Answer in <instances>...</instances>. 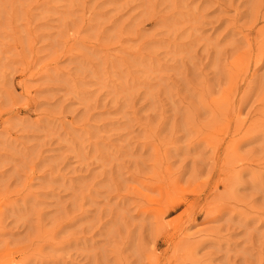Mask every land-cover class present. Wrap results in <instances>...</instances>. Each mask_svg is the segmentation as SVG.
Segmentation results:
<instances>
[{"label": "rangeland", "instance_id": "obj_1", "mask_svg": "<svg viewBox=\"0 0 264 264\" xmlns=\"http://www.w3.org/2000/svg\"><path fill=\"white\" fill-rule=\"evenodd\" d=\"M0 264H264V0H0Z\"/></svg>", "mask_w": 264, "mask_h": 264}, {"label": "bare ground", "instance_id": "obj_2", "mask_svg": "<svg viewBox=\"0 0 264 264\" xmlns=\"http://www.w3.org/2000/svg\"><path fill=\"white\" fill-rule=\"evenodd\" d=\"M240 63L242 64V61H241ZM241 64H240V65H241ZM246 98H247V95L242 96V97L240 98V104H241ZM240 104H238V107H239V108L241 107ZM225 128L228 130V129H229V126H228V125L223 126L221 131H223Z\"/></svg>", "mask_w": 264, "mask_h": 264}]
</instances>
